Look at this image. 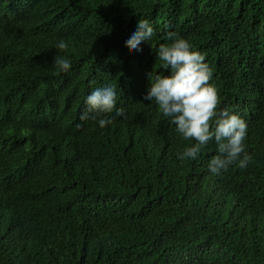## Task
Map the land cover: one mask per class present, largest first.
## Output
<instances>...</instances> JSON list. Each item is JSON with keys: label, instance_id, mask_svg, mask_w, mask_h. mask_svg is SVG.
<instances>
[{"label": "trees", "instance_id": "16d2710c", "mask_svg": "<svg viewBox=\"0 0 264 264\" xmlns=\"http://www.w3.org/2000/svg\"><path fill=\"white\" fill-rule=\"evenodd\" d=\"M0 17V264H264V134L248 140L264 124L248 117V166L213 175L215 144L181 161L193 141L131 92L160 68L169 31L224 55L219 80L231 82L249 51L238 18H263L264 0H0ZM138 19L156 31L141 51L126 42ZM109 73L121 89L112 122L85 124L78 101L57 97L76 140L46 160L44 82L67 77L71 92L75 79Z\"/></svg>", "mask_w": 264, "mask_h": 264}, {"label": "clouds", "instance_id": "9594fccd", "mask_svg": "<svg viewBox=\"0 0 264 264\" xmlns=\"http://www.w3.org/2000/svg\"><path fill=\"white\" fill-rule=\"evenodd\" d=\"M238 23L249 51L239 59L231 82L221 83L219 80L222 65L228 60L224 55L194 48L189 40L169 31L168 42L160 46L155 43L158 45L155 54L160 68L151 67L145 72L143 84L131 85L135 96L143 92V100L160 110L175 132L184 140L193 141L178 155V159L196 160L202 148L215 144L217 154L208 163V170L213 175H220L234 164L241 169L246 168L252 161L245 146L248 117L254 115L264 124V46L261 45L264 41V17L256 20L238 18ZM155 35V28L147 19H138L127 34L126 42L130 49L141 51V44L149 43ZM56 48L67 49L68 44L60 40ZM54 63L62 72L72 67L67 59L58 56L54 57ZM117 77L115 73L83 75L70 83L69 87L74 89L71 92H67V77L48 80V85L44 82L43 97L35 104L43 106V117L36 127H45L51 134L34 136L43 144L46 160H50L52 146L56 142H65L68 138L76 140V123L56 98L78 101L80 120L86 124L92 119L98 127L104 128L112 122L113 110L118 103L121 89L114 85ZM83 81L88 82L85 87L81 86ZM55 90L59 93L52 96ZM223 100L237 108H227ZM247 109L248 113L242 115ZM116 114L123 115V112L118 109ZM263 134L264 129H259L248 140ZM68 152L76 160V155L69 149Z\"/></svg>", "mask_w": 264, "mask_h": 264}, {"label": "bare ground", "instance_id": "6f19581e", "mask_svg": "<svg viewBox=\"0 0 264 264\" xmlns=\"http://www.w3.org/2000/svg\"><path fill=\"white\" fill-rule=\"evenodd\" d=\"M168 259V258H167Z\"/></svg>", "mask_w": 264, "mask_h": 264}]
</instances>
